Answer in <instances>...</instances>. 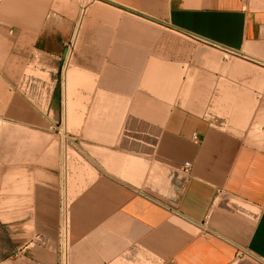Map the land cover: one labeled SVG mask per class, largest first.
<instances>
[{
    "label": "crops",
    "instance_id": "obj_1",
    "mask_svg": "<svg viewBox=\"0 0 264 264\" xmlns=\"http://www.w3.org/2000/svg\"><path fill=\"white\" fill-rule=\"evenodd\" d=\"M81 2L0 0V264H60L61 118L66 264H264V0ZM76 24L44 115L20 76Z\"/></svg>",
    "mask_w": 264,
    "mask_h": 264
},
{
    "label": "built area",
    "instance_id": "obj_2",
    "mask_svg": "<svg viewBox=\"0 0 264 264\" xmlns=\"http://www.w3.org/2000/svg\"><path fill=\"white\" fill-rule=\"evenodd\" d=\"M87 3L82 0L81 14L86 10ZM194 39L207 47H213L225 51L227 55H231L230 51L224 46L215 43L209 39L194 36ZM77 41V24L70 39L65 42V52L62 58L61 74L64 75L72 64L74 51ZM61 80V87L65 86ZM18 90L21 92L35 107L44 115H49L51 110V101L55 91L54 86H50L45 81H38L30 75H24L19 83ZM54 131L60 140L61 149V166H60V200H59V226H58V247L60 264H66V259L71 246V200L68 195V177L70 172V151L76 146V140L65 125V121L61 118L53 125ZM185 168L190 169V163H185ZM245 252L239 251L237 257H243Z\"/></svg>",
    "mask_w": 264,
    "mask_h": 264
},
{
    "label": "rangeland",
    "instance_id": "obj_3",
    "mask_svg": "<svg viewBox=\"0 0 264 264\" xmlns=\"http://www.w3.org/2000/svg\"><path fill=\"white\" fill-rule=\"evenodd\" d=\"M85 3H89V0H85ZM82 4V2H81ZM86 11V10H85ZM86 12H84L83 14H81V9L79 11V18H82L85 15ZM61 67H62V62L60 64L59 70L57 72H41V70H39L37 67L34 68L33 65H30L29 67L25 68V70L23 71V74L20 76V79L24 76V75H30L31 77L37 79L38 81H45L46 83H48L50 86H54V88L56 89L57 87H61V80L64 79L63 83H65V81L67 80V72L68 69L66 70V72H64V75L61 74ZM70 68V67H69ZM19 79V81H20ZM66 79V80H65ZM74 156V152L73 150L70 151V159L71 157Z\"/></svg>",
    "mask_w": 264,
    "mask_h": 264
}]
</instances>
